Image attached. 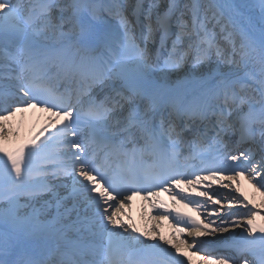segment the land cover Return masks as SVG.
Here are the masks:
<instances>
[{"label": "snow or ice", "instance_id": "snow-or-ice-1", "mask_svg": "<svg viewBox=\"0 0 264 264\" xmlns=\"http://www.w3.org/2000/svg\"><path fill=\"white\" fill-rule=\"evenodd\" d=\"M262 189L264 0H0V264H264Z\"/></svg>", "mask_w": 264, "mask_h": 264}, {"label": "bare ground", "instance_id": "bare-ground-1", "mask_svg": "<svg viewBox=\"0 0 264 264\" xmlns=\"http://www.w3.org/2000/svg\"><path fill=\"white\" fill-rule=\"evenodd\" d=\"M43 115L44 114L37 113L36 110H29L27 113L23 114L22 123L21 114H17V116L13 118L12 124L14 127L17 124H20V136L18 138V142H22L29 135L33 134L44 123ZM37 118H40L39 121H37ZM253 182L255 183V181ZM213 187L219 188V185H214ZM257 187H259V185H257ZM220 190L222 192L227 191L226 189ZM242 190L247 195H249V197H254L257 202L261 200L260 194L256 192L255 189H253L251 185L247 183V181L243 182ZM262 191H264V189H262ZM186 194L195 197V192L191 190H189ZM177 199H179V197H177ZM162 200L168 205L169 211H172L173 214L178 210L180 212L186 213L187 215L194 216L197 219H203V217L191 207L185 208L182 204H173L169 195L165 196ZM158 211L159 208L154 210L151 208L149 201H145L137 203V207L135 209H132L131 207L129 209V214L132 216L137 227H139L141 230H143L146 226L156 228L166 238H171L170 233L173 231V223H175V221L172 219V217L163 220L156 219ZM125 219H127V217H125ZM183 235L184 238L188 239L189 241L191 240V237H188L187 233H184ZM193 264H196L195 258H193Z\"/></svg>", "mask_w": 264, "mask_h": 264}]
</instances>
